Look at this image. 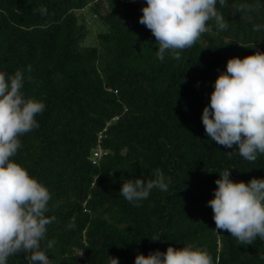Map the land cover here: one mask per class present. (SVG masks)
<instances>
[{
  "label": "trees",
  "instance_id": "obj_1",
  "mask_svg": "<svg viewBox=\"0 0 264 264\" xmlns=\"http://www.w3.org/2000/svg\"><path fill=\"white\" fill-rule=\"evenodd\" d=\"M241 3L264 0L217 4L229 28L210 21L212 31L179 61L167 53L160 61L155 37L139 23L146 0H0V71H21L25 96L45 104L13 159L51 193L45 215L55 219L41 247L53 264H108L109 256L134 264L137 253L185 244L205 249L214 264H264V241L240 245L216 230L208 204L219 172L264 179V154L248 162L235 146L212 141L202 123L227 61L264 52V7L246 14L235 9ZM97 22L104 30L87 44ZM157 170L171 178L167 192L153 189L139 206L119 194L123 181L155 179ZM27 255L7 264H28Z\"/></svg>",
  "mask_w": 264,
  "mask_h": 264
},
{
  "label": "clouds",
  "instance_id": "obj_2",
  "mask_svg": "<svg viewBox=\"0 0 264 264\" xmlns=\"http://www.w3.org/2000/svg\"><path fill=\"white\" fill-rule=\"evenodd\" d=\"M217 4L228 7L227 0H146L139 23L155 37L157 58L164 61L167 53L179 61L183 50L212 31L210 21L217 31L227 30L229 23ZM261 7L264 4L235 5L236 11L246 14ZM259 30L254 26V31ZM24 81L21 71H0V264L20 253L29 254L28 264H53L41 247L47 226L55 219L45 215L51 193L13 159L22 147L20 137L39 128L36 117L45 110L42 101L25 96ZM202 123L212 141L228 149L235 146L248 162L254 163L264 154V52L257 50L243 59L227 61L226 72L217 77L210 103L203 109ZM225 154L231 159L233 151ZM219 173L214 198L208 201L216 230L229 232L240 245H252L257 238L264 241V179L245 183L230 179L229 169ZM170 184L171 178L157 170L155 179L123 181L119 194L139 206L153 189L167 192ZM46 247H53V242ZM108 264H119V260L109 256ZM134 264H214V260L202 247L185 244L181 249L169 246L165 252L156 250L147 256L137 253Z\"/></svg>",
  "mask_w": 264,
  "mask_h": 264
},
{
  "label": "rangeland",
  "instance_id": "obj_3",
  "mask_svg": "<svg viewBox=\"0 0 264 264\" xmlns=\"http://www.w3.org/2000/svg\"><path fill=\"white\" fill-rule=\"evenodd\" d=\"M94 26H89L90 30H91V34L88 36V39H87V44H91L94 42V34L96 33V30L97 31H102L104 30V26L100 23H94L93 24Z\"/></svg>",
  "mask_w": 264,
  "mask_h": 264
},
{
  "label": "built area",
  "instance_id": "obj_4",
  "mask_svg": "<svg viewBox=\"0 0 264 264\" xmlns=\"http://www.w3.org/2000/svg\"><path fill=\"white\" fill-rule=\"evenodd\" d=\"M104 154V152H102V150H98L96 153H95V157H101L102 155Z\"/></svg>",
  "mask_w": 264,
  "mask_h": 264
}]
</instances>
